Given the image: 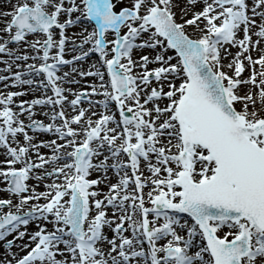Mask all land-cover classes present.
I'll return each instance as SVG.
<instances>
[{
	"label": "snow or ice",
	"instance_id": "1",
	"mask_svg": "<svg viewBox=\"0 0 264 264\" xmlns=\"http://www.w3.org/2000/svg\"><path fill=\"white\" fill-rule=\"evenodd\" d=\"M262 45L264 0H0V264H264Z\"/></svg>",
	"mask_w": 264,
	"mask_h": 264
},
{
	"label": "bare ground",
	"instance_id": "2",
	"mask_svg": "<svg viewBox=\"0 0 264 264\" xmlns=\"http://www.w3.org/2000/svg\"><path fill=\"white\" fill-rule=\"evenodd\" d=\"M13 2H15V0H13ZM180 2L182 3L183 0H180ZM177 16H179V11H177ZM79 30H80L79 27H74V28H69L67 31H68V34L71 35L73 32H79ZM253 39H255V37H253ZM226 47H228V46H226ZM261 47H264V45H262ZM228 50H229L230 52H232V53H234V52L236 51L235 48H231V47H228ZM136 51H137V50H134V53H133V58H134V59H136V54H135ZM168 54H171V52H169ZM222 55H223V54H222ZM256 55H258V53H257V52H253V56H256ZM66 56H69V54H68L67 52H66ZM95 59H96V58H94L93 56H89L88 60H87L86 62H84V61L80 62V65H79V66H82V67L84 68L85 71H88V70H89V69H88V64L92 63ZM228 59H230V57H229V58H225L224 62L227 63ZM31 62H32V61H29V63H31ZM152 66H153V65H149V67H152ZM3 67H4V66H3L2 64H0V69H3ZM13 70H16V69L14 68ZM62 71H67V68L62 69ZM244 74L247 75V72H245ZM0 75H7V73L4 72V71H0ZM77 79H81V78L77 77ZM94 79H95V78H93V77H85V78L81 79V83H80V84H74V85H71V87H73V88H75V89H79L80 87L84 86V81H85V80L88 81L89 83H92V82L94 81ZM24 87L27 88L26 86H24ZM65 87H68V85H65ZM3 90H4V89H3V87H2V82H0V91H3ZM10 90L17 91V90H21V89H18V88H10ZM39 93H40L39 91H35V90L33 89V90H31V91L26 92L23 96L17 97L16 100H17V101H19V100H30V99L36 97ZM85 106L87 107V104H86V103H85ZM49 110H50V109H49ZM99 110H102V109H99ZM35 111H36V115H35L34 118H36V119H40V120H44L45 122H47L46 117H44L43 115L40 114V113H42L43 111H45L44 108H42V107H40V106H37L36 109H35ZM21 118L25 120V123H27V117H26V116H22ZM29 134H30V135L32 134L31 130H29ZM51 137H52L51 135H50V137H49V136H47L46 134H41V136H40V138L45 139V140H47V139H49V138L51 139ZM0 151H2V150H0ZM41 151H42V152H47L48 150H47V149H44V148H41ZM93 175H96V174L94 173ZM115 179H116V178L113 176V177H112V181L114 182ZM33 182H34V181H32V180H29V181H28L29 184H32ZM101 187L103 188L104 186L101 185ZM40 190H43V187H42V186H41ZM147 190H148L147 188L144 189L145 192H146ZM0 196H7V194H6V193H3V192H0ZM41 202H43V201H41ZM109 214H111V209H109ZM35 227H36V225H35L34 223H31V222H30V224H29V226H28L29 231L34 230ZM49 227H50V225H49ZM106 231H107V230H106ZM108 234L111 235L110 232H109ZM21 241H22L23 243L26 242V241H27V237H24ZM2 252H3V249L0 248V253H2Z\"/></svg>",
	"mask_w": 264,
	"mask_h": 264
},
{
	"label": "rangeland",
	"instance_id": "3",
	"mask_svg": "<svg viewBox=\"0 0 264 264\" xmlns=\"http://www.w3.org/2000/svg\"><path fill=\"white\" fill-rule=\"evenodd\" d=\"M32 38H33L32 36H29V37H28V39H30V40H31ZM90 56H92V55H90ZM93 57L96 58L95 55H93ZM66 58H70V57H69V56H68V57L66 56ZM36 62L39 63V61H36ZM13 69H14V68H13ZM83 69H84V68H83ZM67 70H68V69H67ZM244 75L246 76V74H244ZM36 78H37V79H42V75H41L40 77H36ZM26 87H28V86H26ZM77 90H78V89H77ZM40 94H41V93H39L36 97H38ZM48 94H50V91H49ZM70 98H71V97H70ZM99 98H100V97H95V99H99ZM83 106L86 107V106H85V103L83 104ZM46 135L50 137V134H46ZM51 138H52V137H51ZM49 139H50V138H49ZM147 191H148V190H147ZM147 191H146L145 193H147ZM9 238H11V237H9ZM19 243H20V244H23L22 241H20ZM13 251H14V252L17 251V248H16V247H13ZM22 252H23V250L21 249V254H22Z\"/></svg>",
	"mask_w": 264,
	"mask_h": 264
}]
</instances>
